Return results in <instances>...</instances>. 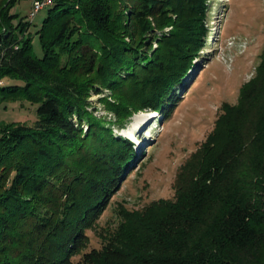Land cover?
Wrapping results in <instances>:
<instances>
[{
    "label": "trees",
    "instance_id": "1",
    "mask_svg": "<svg viewBox=\"0 0 264 264\" xmlns=\"http://www.w3.org/2000/svg\"><path fill=\"white\" fill-rule=\"evenodd\" d=\"M51 1L35 31L40 57L32 19H15L16 0L0 2V104H37L32 124L0 125V264H264V49L180 165L173 198L121 205L100 232L137 155L112 126L138 110L169 113L204 44L208 3ZM167 26L152 49L145 29ZM90 91L109 92L99 99L108 124L89 110ZM87 229L99 247L87 249Z\"/></svg>",
    "mask_w": 264,
    "mask_h": 264
},
{
    "label": "rangeland",
    "instance_id": "2",
    "mask_svg": "<svg viewBox=\"0 0 264 264\" xmlns=\"http://www.w3.org/2000/svg\"><path fill=\"white\" fill-rule=\"evenodd\" d=\"M3 1L8 3L10 0H0ZM207 3L204 44L194 59L195 67L188 71L182 85L175 90V103L170 106L169 113L138 110L124 127L112 126L114 134L134 143L137 155L98 220L100 232L116 224L121 205L127 209H140L153 200L173 198L180 165L213 129L222 112L221 104H235L239 88L255 74L264 49V0H207ZM31 9L32 0H16L10 12L17 13L16 20L20 17L28 19ZM45 13L46 9L38 11L29 27L33 52L39 57L42 49L35 31ZM149 21L151 24L152 18L149 17ZM146 29L145 37H154V49L171 26L162 30ZM108 94V91H90L88 99L89 110L97 117H104L106 124L112 115L103 109L99 99ZM36 107L37 104L22 99L2 101L0 125L6 121L32 124L36 119ZM132 118L136 119L134 137L128 135ZM86 234L89 238L87 249L101 245L98 230L87 229Z\"/></svg>",
    "mask_w": 264,
    "mask_h": 264
},
{
    "label": "built area",
    "instance_id": "3",
    "mask_svg": "<svg viewBox=\"0 0 264 264\" xmlns=\"http://www.w3.org/2000/svg\"><path fill=\"white\" fill-rule=\"evenodd\" d=\"M51 3V0H32V9L29 12V18L32 19L38 11L50 5Z\"/></svg>",
    "mask_w": 264,
    "mask_h": 264
},
{
    "label": "bare ground",
    "instance_id": "4",
    "mask_svg": "<svg viewBox=\"0 0 264 264\" xmlns=\"http://www.w3.org/2000/svg\"><path fill=\"white\" fill-rule=\"evenodd\" d=\"M130 126H129V132H128V135L130 136V137H134V126L136 125V119L135 118H132V120H131V122H130V124H129ZM139 125H137V127H138ZM129 137V138H130ZM135 137H136V133H135ZM132 139V138H131Z\"/></svg>",
    "mask_w": 264,
    "mask_h": 264
}]
</instances>
